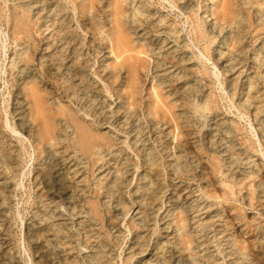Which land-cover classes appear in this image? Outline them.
I'll return each instance as SVG.
<instances>
[{"label": "bare ground", "instance_id": "6f19581e", "mask_svg": "<svg viewBox=\"0 0 264 264\" xmlns=\"http://www.w3.org/2000/svg\"><path fill=\"white\" fill-rule=\"evenodd\" d=\"M0 1V264H22L8 207L33 171L37 264H264V0H162L190 30L150 0Z\"/></svg>", "mask_w": 264, "mask_h": 264}, {"label": "rangeland", "instance_id": "374dc122", "mask_svg": "<svg viewBox=\"0 0 264 264\" xmlns=\"http://www.w3.org/2000/svg\"><path fill=\"white\" fill-rule=\"evenodd\" d=\"M151 4V9L152 12L154 13H159L162 14L163 16L167 15V19L170 22L175 23L178 26L181 27H186V29L190 30L189 25L184 26V22H186L185 18L182 15H179L178 10L171 9L170 6L166 3H163L162 0H150ZM200 3V2H199ZM177 7L180 6V4H175ZM201 10H199V14H202L205 11L206 6H210L209 3L202 2L200 4ZM0 7H3L2 2L0 1ZM264 7V6H263ZM221 9L220 4H219V10ZM247 16V25L250 27V36H249V42L248 44H252L254 40H256L261 32L262 27H255V19L252 14L249 12L245 13ZM0 26L2 30H5L8 32V28L4 24L3 20L0 18ZM258 36H257V35ZM256 35V36H255ZM255 36V39L253 37ZM261 37V35L259 36ZM7 41L9 43L8 38L0 37V43L3 41ZM197 52V51H196ZM209 53H211V49H209ZM40 57V50H39V55L37 57V62L35 63L34 70L35 72L39 75L38 73V59ZM114 62V57L109 60V63ZM1 65V61H0ZM208 67H212L210 63H208ZM211 88L213 89V93L216 96V99L218 101V110L220 113H223L227 116L232 115L236 113L234 109H230V106L232 102L234 103V98L231 96V94H228L226 97H223V99H220L219 93L217 91V88L215 85H210ZM40 88L42 89L43 92H48L51 95L55 97H60L54 86L49 85L48 83H45V80H43V84L40 85ZM150 94H154V92L151 90L149 91ZM13 94H15V89L12 87V83L10 82L9 77L7 74L3 75L0 73V131H3V135L5 134V137H8V132L6 129H3L1 126V120L5 121V114L1 112L3 108V101L5 100L7 103L9 101V104L11 105L12 100H13ZM230 95V97H229ZM145 99L148 101L149 95L146 94L144 95ZM24 96H23V101H24ZM152 99V97H151ZM153 99H156L153 95ZM232 100V101H231ZM162 106V105H161ZM27 108V106L25 107ZM10 111V107H9ZM175 112V111H174ZM244 126H246L243 123ZM176 130V131H175ZM174 131L175 137H177L178 130L175 127L174 121L171 123V129L167 130L166 133ZM12 137V136H11ZM14 140V139H13ZM26 144V143H25ZM25 147L26 151H31L29 144L23 145ZM131 158V163L136 162V159L134 158L133 154H130ZM25 159L28 160V155L24 156ZM32 161L30 162L29 166H26L24 171H27V173L30 171H33V166ZM23 166V165H22ZM29 169V170H28ZM35 172L33 171L30 173V175L27 174V176H21L20 177V182L21 186L11 188L12 193H11V198L9 202V207H8V214L9 217L7 219V227H8V236L10 240L12 241L13 244L16 246V252H15V257L19 262L22 264H37L39 259L36 258L35 250L33 249V245L30 242V239L28 237V227L29 223L32 221V219L35 217L36 212L38 211L37 204H36V199H35ZM17 180V179H16ZM137 182V181H135ZM91 198L88 199L89 205L92 203H97L100 211H101V216L100 220L103 222V228L104 230H107L108 228L122 226L123 222L120 220V218H117L115 214L112 212H109L107 210H104L100 206V201L98 196L96 195H91ZM54 199L56 202H58L60 205L63 206V195L60 193H56L54 195ZM62 203V204H61ZM127 224H129V218L126 221ZM77 236V234H76ZM112 246H118L119 243L117 242L116 239L111 238L110 241ZM41 262L46 263L45 259H42Z\"/></svg>", "mask_w": 264, "mask_h": 264}]
</instances>
